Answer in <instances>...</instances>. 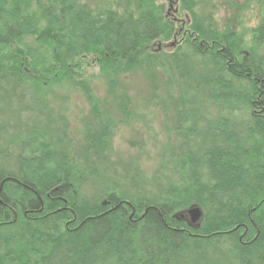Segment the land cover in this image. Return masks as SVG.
<instances>
[{
	"label": "trees",
	"instance_id": "1",
	"mask_svg": "<svg viewBox=\"0 0 264 264\" xmlns=\"http://www.w3.org/2000/svg\"><path fill=\"white\" fill-rule=\"evenodd\" d=\"M256 2L257 24L237 32L206 11L212 0H178L187 24L157 0H0V80L30 107L57 86L90 107L78 154L36 142L0 163V264H264V0ZM95 65L108 93L135 72L166 81L176 154L157 192L138 174H108L114 125L84 79ZM192 206L202 213L196 225L184 215Z\"/></svg>",
	"mask_w": 264,
	"mask_h": 264
},
{
	"label": "rangeland",
	"instance_id": "2",
	"mask_svg": "<svg viewBox=\"0 0 264 264\" xmlns=\"http://www.w3.org/2000/svg\"><path fill=\"white\" fill-rule=\"evenodd\" d=\"M116 1L128 5L127 0ZM157 3L164 5L165 13L172 5L166 15L168 19L189 23L187 15L176 16L178 0H157ZM212 3L216 9L208 7L206 11L213 12L219 25H231L238 32L257 24L260 9L256 0H212ZM234 4L241 10L234 9ZM237 14L234 23L232 17ZM172 42L162 49L164 53L172 52ZM153 49L157 50L156 44ZM84 77L99 101L101 113L114 125L108 153L109 176L119 182L124 178L132 180L138 174L145 190L157 192L160 180L165 176L173 178V163L168 162V156L176 154L175 112L164 77L160 72L120 76L114 93L107 92V78L96 65L87 69ZM14 85L9 79L0 80V163L24 157L27 145L34 147L36 142L57 152L78 154L83 123L90 116L83 95L71 86L53 87L45 93L44 106L34 108L22 102Z\"/></svg>",
	"mask_w": 264,
	"mask_h": 264
},
{
	"label": "water",
	"instance_id": "3",
	"mask_svg": "<svg viewBox=\"0 0 264 264\" xmlns=\"http://www.w3.org/2000/svg\"><path fill=\"white\" fill-rule=\"evenodd\" d=\"M191 225H196L199 223L202 213L201 210L197 206H192L185 211L184 214Z\"/></svg>",
	"mask_w": 264,
	"mask_h": 264
},
{
	"label": "flooded vegetation",
	"instance_id": "4",
	"mask_svg": "<svg viewBox=\"0 0 264 264\" xmlns=\"http://www.w3.org/2000/svg\"><path fill=\"white\" fill-rule=\"evenodd\" d=\"M169 8H170V10H171V6H169ZM170 10L167 11V17H168V14H169Z\"/></svg>",
	"mask_w": 264,
	"mask_h": 264
}]
</instances>
